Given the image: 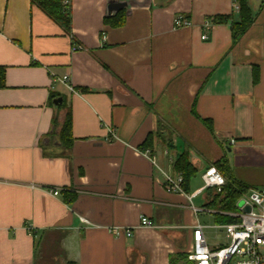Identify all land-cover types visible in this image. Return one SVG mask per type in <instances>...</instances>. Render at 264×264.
I'll return each mask as SVG.
<instances>
[{"label": "crops", "instance_id": "crops-1", "mask_svg": "<svg viewBox=\"0 0 264 264\" xmlns=\"http://www.w3.org/2000/svg\"><path fill=\"white\" fill-rule=\"evenodd\" d=\"M114 1L127 2L119 27L104 22ZM248 3L254 20L234 41L236 0H71L73 35L32 0H0V264H184L210 165L264 187L235 168L264 175V0ZM178 13L193 26L175 28ZM68 109L66 146L54 122ZM183 153L195 174L168 192Z\"/></svg>", "mask_w": 264, "mask_h": 264}, {"label": "built area", "instance_id": "built-area-1", "mask_svg": "<svg viewBox=\"0 0 264 264\" xmlns=\"http://www.w3.org/2000/svg\"><path fill=\"white\" fill-rule=\"evenodd\" d=\"M68 3V1H66ZM204 28L209 30L212 27V21L206 19ZM193 21L184 13L176 14L174 18V27H192ZM202 39L208 38V32L205 31L201 35ZM106 39V33H102V40ZM82 48L79 44H74V49ZM68 76H64L62 81L66 82ZM72 90H75L71 86ZM204 188H214L218 191L225 185L226 179L222 172L214 165H210L203 175ZM184 175L177 172L176 175L165 173V188L168 192H178L184 194ZM54 195H59V189L50 190ZM191 201L192 196H188ZM240 201L243 204L240 205ZM196 213L207 211L215 213V210L208 208L192 207ZM237 211L221 212L233 217L235 220L223 223L217 227H222L226 231L229 243L211 247L206 239L204 229L206 225L195 223L193 225L192 243L187 252L186 262L184 264H264V187L259 189H251L243 194L237 202ZM88 222L86 219H83ZM141 224L151 226L152 221L147 216L141 217ZM28 231L37 236V229L31 225H27ZM110 231L115 236L125 235L131 237L133 230L114 225L110 227Z\"/></svg>", "mask_w": 264, "mask_h": 264}, {"label": "trees", "instance_id": "trees-1", "mask_svg": "<svg viewBox=\"0 0 264 264\" xmlns=\"http://www.w3.org/2000/svg\"><path fill=\"white\" fill-rule=\"evenodd\" d=\"M68 1V3H66ZM239 4L240 20L231 23V30L233 40L237 41L249 28L254 20L252 10L249 6L248 0H236ZM36 3L46 14H48L54 21L61 25L66 32L73 35L72 30V14H71V0H32ZM214 20L219 23L229 22L230 17L225 15H217ZM104 22L113 27H119L126 22V12L124 9L108 14L104 18ZM259 71L254 73V82L259 80ZM5 83V67L0 66V88H4ZM81 91H87V88H82ZM204 124L214 133V127L211 120L202 119ZM60 127L59 140L62 144L68 146L72 142V113L68 109L63 120L59 122L55 120L54 128ZM151 142L145 143V148ZM143 147V148H144ZM224 175L226 179L225 185L218 192L216 189L209 187V201L206 207L215 210L217 218L224 223L232 222L235 219L227 214L221 212H235L237 209V202L240 197L249 192L251 188L243 182L234 178L231 166L228 161L213 163ZM176 170L182 172L184 175V182L187 183L194 176L196 168L191 164L188 157L183 153L178 157L175 163Z\"/></svg>", "mask_w": 264, "mask_h": 264}, {"label": "rangeland", "instance_id": "rangeland-1", "mask_svg": "<svg viewBox=\"0 0 264 264\" xmlns=\"http://www.w3.org/2000/svg\"><path fill=\"white\" fill-rule=\"evenodd\" d=\"M236 172L238 176H249L255 182H261L264 180V175L262 173H258V169L256 166H248V163L252 162H244L242 159L236 158ZM252 165V164H251ZM236 176V175H235ZM237 177V176H236ZM217 190V189H216ZM218 191V190H217ZM219 190L218 192H220ZM243 204L240 201V205ZM238 209H236L237 211ZM201 222L206 224L205 227V235L207 238V242L211 247L222 246L229 243V239L226 236V231L222 227H217L224 222L217 218L216 214L203 212L201 214Z\"/></svg>", "mask_w": 264, "mask_h": 264}, {"label": "water", "instance_id": "water-1", "mask_svg": "<svg viewBox=\"0 0 264 264\" xmlns=\"http://www.w3.org/2000/svg\"><path fill=\"white\" fill-rule=\"evenodd\" d=\"M127 5V2L125 1H114V2H111L109 4V7H108V11L111 13L113 11H119V10H122L124 9V7ZM62 102V98L59 97L58 99L55 100V103L58 104V103H61Z\"/></svg>", "mask_w": 264, "mask_h": 264}]
</instances>
